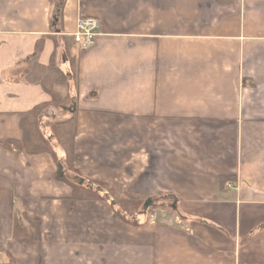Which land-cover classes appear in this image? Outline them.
Masks as SVG:
<instances>
[{
  "label": "crops",
  "instance_id": "crops-1",
  "mask_svg": "<svg viewBox=\"0 0 264 264\" xmlns=\"http://www.w3.org/2000/svg\"><path fill=\"white\" fill-rule=\"evenodd\" d=\"M50 15V0H0L2 252L13 264H264V0H64L58 32ZM80 18L100 27L70 48L75 168L174 196L173 223L127 225L75 199L46 154L6 145L51 101L23 75L48 67Z\"/></svg>",
  "mask_w": 264,
  "mask_h": 264
},
{
  "label": "trees",
  "instance_id": "trees-1",
  "mask_svg": "<svg viewBox=\"0 0 264 264\" xmlns=\"http://www.w3.org/2000/svg\"><path fill=\"white\" fill-rule=\"evenodd\" d=\"M51 15L50 23L52 30L58 32L60 29L61 11L64 0H50ZM55 37V36H53ZM62 45L55 41V50L52 54L48 67H42L33 64L31 68L23 75V78L29 82L39 84L44 91L50 96L51 101L36 106L27 113L26 118L21 122L22 140H10L6 145L17 151H24L28 155L46 154L54 168V179L57 182H63L70 185L80 184L82 190L73 189V197L75 199L96 200L106 203L113 212L115 218L123 221L130 226H138L139 222L146 219L149 215L151 207L157 204L156 199L161 201L162 208H168L176 211V198L170 194H160L153 197H146V201H150V205L145 210L141 197H144L133 191H124L110 186L108 183L98 180H88L79 175L78 171L73 167V163L77 162V157L73 153V139L75 136V116H74V100L71 94L72 88L77 84V60L76 55L70 53V48L78 46L73 39H67ZM63 46V48H62ZM41 48V43L36 45V52ZM65 67V70L62 67ZM60 86L65 93L61 94L55 91L54 87ZM71 104V106H69ZM56 110H60L67 114V121L64 123L57 122ZM72 110V113L68 111ZM68 125L64 142L68 149L65 161L62 159V151L58 150L53 142L61 139L59 135L61 128ZM64 134L62 135V137ZM82 181V182H81ZM81 182V183H80ZM87 182V183H86ZM84 189V190H83ZM116 194H122L124 199L117 200L112 197ZM170 201L172 203L170 205ZM144 202V203H145ZM158 205V204H157ZM20 218L28 224L32 231L33 239L40 242L45 239V235L41 233V223L39 220L28 218L23 212L19 213ZM143 224V223H142ZM14 259L0 249V264H13Z\"/></svg>",
  "mask_w": 264,
  "mask_h": 264
},
{
  "label": "rangeland",
  "instance_id": "rangeland-1",
  "mask_svg": "<svg viewBox=\"0 0 264 264\" xmlns=\"http://www.w3.org/2000/svg\"><path fill=\"white\" fill-rule=\"evenodd\" d=\"M62 68L65 70V67L64 66ZM54 89H55V91H58L61 94H64L65 93L64 89L62 87H60V86H55ZM69 106H71V104H69ZM68 112L69 113H72L73 111L72 110H69ZM56 116H57V122H59V123H63V122L65 123L67 121V117H68L67 114H64L60 110H56ZM75 126H76V124H75ZM67 130H68V125H65L64 127H62L61 128V131L59 133V135H61L60 136L61 139H57V140H55L53 142V145H55V147H57L58 150L62 151V155L61 156H62V159L64 161H65L66 152H67V149H68L67 144L64 142L65 137H66L65 134H66ZM63 134H64V136L62 137ZM73 167L75 168L74 163H73ZM75 169L78 171L79 175H81L83 178H85V179L87 178L88 180H93V179L88 178L84 174H82L77 168H75ZM105 183H107V182H105ZM109 185L112 186V187H114V188L120 189L121 191L122 190H124V191L129 190V191L135 192L132 189H127V188H122V187H115V186H113L111 184H109ZM69 186L72 189H74V190H82L81 188H83L82 185H80V184H74L72 182H70V185ZM135 193H137V192H135ZM138 194H140V193H138ZM140 195H142L144 197H141L142 204L139 206V208H141L143 206L144 202L147 199L146 197H153V198H155V196H157V195H143V194H140ZM112 197L115 198V199H117V200H121V199L123 200L124 199V197H123L122 194H116V195H113L112 194ZM156 202H157L158 205L155 204V205H153L151 207V210L148 212L149 213L148 218L149 219H152V220H154L155 222H158V223H161V222L162 223H167V222H172L173 223L175 221V219H176L175 217L178 216L177 208H176V211L175 210H170L168 208H162L161 205H160L161 204V201L159 199H156ZM172 203H174V201L173 202L170 201V205Z\"/></svg>",
  "mask_w": 264,
  "mask_h": 264
},
{
  "label": "built area",
  "instance_id": "built-area-1",
  "mask_svg": "<svg viewBox=\"0 0 264 264\" xmlns=\"http://www.w3.org/2000/svg\"><path fill=\"white\" fill-rule=\"evenodd\" d=\"M100 24L94 18H80L76 23V31L71 36L80 50L87 49L94 44Z\"/></svg>",
  "mask_w": 264,
  "mask_h": 264
},
{
  "label": "water",
  "instance_id": "water-1",
  "mask_svg": "<svg viewBox=\"0 0 264 264\" xmlns=\"http://www.w3.org/2000/svg\"><path fill=\"white\" fill-rule=\"evenodd\" d=\"M150 203H151L150 201L144 203V206L143 207H144L145 210L148 208V206L150 205Z\"/></svg>",
  "mask_w": 264,
  "mask_h": 264
}]
</instances>
